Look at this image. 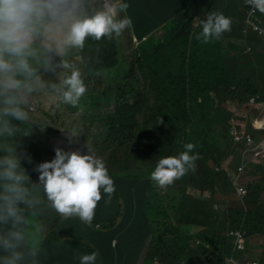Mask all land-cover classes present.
Here are the masks:
<instances>
[{
	"label": "trees",
	"instance_id": "1",
	"mask_svg": "<svg viewBox=\"0 0 264 264\" xmlns=\"http://www.w3.org/2000/svg\"><path fill=\"white\" fill-rule=\"evenodd\" d=\"M161 1L169 3V7L164 6L167 18L170 19L164 27L165 36L159 38L152 35L135 47L133 34L130 35L132 46L129 57L118 59L128 66L119 83L114 86L110 83L111 73L116 66L103 67L93 77L85 72L84 63L75 58V66L82 74L87 96L97 94L95 98H99L112 94L116 97L115 102L102 103L105 110L101 117L104 123L98 133L100 137L90 141L91 136L86 128H79V140L73 143L66 132L64 134L60 128L44 123L47 130L40 135L52 134L55 138V143L48 144L64 149L63 143L65 151H80L81 154L87 153L88 146L93 155L104 161L115 189L117 188L116 194L102 201L100 210H95L97 221L94 225L102 224L103 231L97 232L76 221H73L74 224H63L60 218L44 219L42 216L45 211L37 212L34 206L41 217L32 220V224H40L47 229L43 239L45 264H55L50 254V245L65 249L68 245L64 237L68 236L69 243L73 246L71 248L77 249V254L72 251L62 258L65 264H80V255L92 252L98 253L96 264H139L134 261L139 254L129 249L124 241L129 232L135 233L142 229L139 223L141 215L146 218L151 234L153 233L146 256L154 264H192L193 261H188L187 251L197 240L202 243L199 248L204 264H230L227 258L231 254L232 239L225 235L228 228L241 229L246 240L258 241V245L246 246L247 254L244 257L246 261L255 258L259 264H264V160L250 164V175L260 178L248 186L249 209L246 212L228 194L231 181L227 173L216 170V166L230 156H234L235 166L242 159L244 145L230 139V122L243 135L252 133L256 142L264 139V132L249 129L252 120L264 105V42L261 49L257 50L251 39H264L251 31L247 35L244 33L245 13L250 7L245 5L246 11L244 10V0L240 6H231L225 0H220V10L225 16L232 18L231 31L223 33L221 39L212 38L207 43L197 39L202 31L200 21L206 20L212 9L218 8V0ZM86 8L89 13L95 9L92 5H87ZM257 15L264 27V13ZM123 17L124 13L121 12L120 18ZM117 42L118 37L103 38L100 41L88 37L84 49H73V54L85 58L86 53L112 43L116 45ZM246 46L252 47L251 54L244 53ZM55 73L56 70H53V74ZM37 95L38 93L33 92L20 106L27 112V102ZM252 97H256L255 106L249 104ZM227 101L237 104L238 108L232 111L224 109L222 104ZM138 104L150 106L151 122L146 128L131 131L122 123L121 118L134 116ZM94 107L83 99L76 108L53 101L50 104L43 103L41 110L50 111L46 116L54 124H59L64 112L75 114ZM53 109L57 111L52 116ZM92 116L99 118L96 112H92ZM36 121L41 122L32 117L28 123L23 124V130L18 136L33 134V124ZM15 122L11 121L14 126ZM186 143L194 144L195 148L190 154L198 153L200 157L195 162V171L189 170L177 180L175 187L171 184V189L166 192L158 189L150 179L156 166L135 169L129 165L133 162L136 166L139 160L151 163L166 156H178L185 151ZM18 144L25 151H36L31 145L38 149L43 146L39 141L21 144L20 139L12 144V137L4 135L0 137V157L8 154L6 147H16ZM122 159L127 161L126 164L122 163ZM211 173L216 175L215 179L204 180L203 183L199 181L200 174L205 179ZM193 186L202 190L209 189L212 200L199 201L190 196L189 188ZM100 190L104 192L103 188ZM170 193L175 195L179 203V207L176 205L179 220L177 224L173 222L171 208L164 199V195ZM222 195L225 197L219 203ZM39 199L43 202L47 200ZM216 202L224 209L217 210ZM20 207L24 209L23 214L28 213L27 206ZM136 207L140 208L138 217L135 215ZM195 225L203 230L196 235L189 234ZM6 227L1 226V231ZM100 238H105L108 245H112L117 239L118 243L114 249L104 250L99 243ZM84 239L90 240L93 245H85ZM117 247H120L118 252L115 250ZM4 254L0 252V255Z\"/></svg>",
	"mask_w": 264,
	"mask_h": 264
},
{
	"label": "clouds",
	"instance_id": "2",
	"mask_svg": "<svg viewBox=\"0 0 264 264\" xmlns=\"http://www.w3.org/2000/svg\"><path fill=\"white\" fill-rule=\"evenodd\" d=\"M129 1L133 6L128 4ZM158 1L163 5L155 1L154 8H151L142 5L146 3L144 0H0V137L4 135L12 137V144L16 139H20L21 144L28 141L34 143L39 141L43 144L39 149L33 145L30 146L36 151L29 149L25 151L20 144L16 147H6L5 151L8 154L0 157V252L5 253L0 255V264H22L28 259L31 260V264H37L39 245L45 238L47 229L43 225L32 224L25 217V213L23 214L24 209L20 205L27 206L28 212L34 209V206L37 212L51 207L59 215L54 219L63 218V224H74L73 221H76L97 232L103 231L102 224L94 225L97 221L95 210H100L101 202L108 197L110 199L117 192L104 161L93 155L88 146L87 153L81 154L80 151H65L66 146L63 143L64 149L56 147L55 144H48V142L55 143L53 140L55 138H50L48 134L40 135L42 131H39L36 123L42 126L47 123L60 128L65 134L62 122L54 124L46 116V113L50 111L41 110V106L43 103L50 104L53 101H60L64 105L76 108L81 98L87 96L84 79L80 70L75 66V58L83 63L81 60L84 57L74 55L73 49L83 50L88 37L95 41H100L103 38L112 39L119 37L128 28L133 32L131 34H133L134 44L137 43V46L150 36L158 35L159 30L170 21L164 7L166 5L169 7V3ZM245 3L250 7L245 13L244 33L247 35L251 31L264 39V33L260 34L253 25L247 22L248 14L252 11L255 13L251 16L254 25L264 31V27L261 26L257 18V14L264 13V0H245ZM87 5H92L95 9L89 13ZM136 7L148 11L145 16L151 19V27L145 32L147 34L139 37L132 30L136 29L134 25L139 23V20L132 18V14L142 15L136 13ZM132 8L134 10L130 12ZM121 12L124 13L123 18H120ZM198 19L196 23H198ZM232 22V18L218 13L215 9V12L210 13L206 20L200 21L202 31L197 39H202L204 43L209 42L212 38L219 40L223 33L231 31ZM164 36L163 33L162 37ZM262 42L264 41L262 40ZM252 52L251 46L245 47V54ZM72 60L74 65L69 62ZM37 66L42 68L39 73ZM60 66L70 70V74H67L64 79L58 75ZM53 70H56L55 74H53ZM40 83L51 87L55 99L40 102L36 98L47 92L46 89L38 88ZM33 92L38 95L27 102L28 111L26 112L20 105L24 100L27 101L28 96ZM227 102L233 103L232 101ZM256 103V97L249 99L251 106H255ZM225 104L226 102L222 104V107L229 110V107H224ZM235 105L238 108V105ZM104 108L100 109L101 115ZM32 117L41 121L40 123L36 121L33 124L34 133H25L23 137L18 136L23 130V124L28 123ZM99 119L101 120V118ZM263 120L264 105L252 120L249 129L264 132ZM11 121H16L15 126ZM121 121L131 131L146 128L151 122L150 106L138 104L134 116H126L121 118ZM162 122L161 119L160 123ZM45 128L47 129L46 126ZM66 134L71 142H78L80 133L75 129ZM229 135L232 141L244 145V149L241 151L242 159L235 166L234 156H230L216 166V170L226 171L231 181V190L228 194L231 200L236 202L243 212H246L249 209L247 204L248 186L260 178L255 175L251 176L249 168L251 163L264 160V139L256 142L252 133L243 135V132L232 123L229 127ZM46 137L49 138L45 139ZM194 148V144L186 143L185 151L178 156H166L159 159L150 174V179L158 189L166 192L171 189V184L175 187L177 180L189 170L195 171V162L200 157L198 153L190 154ZM247 156H251L249 161L246 159ZM48 158L51 160L46 161ZM21 161H26L25 169L21 167ZM34 162L36 164H33ZM33 171L39 173L36 183H32L30 175L27 174ZM230 171L234 173L231 178ZM38 187L42 188L45 197L33 194V190ZM101 188L104 192L100 190ZM105 193L108 197L105 196ZM189 195L199 201L212 200L211 191L209 189L202 190L198 186L190 187ZM39 198L47 200L42 202ZM164 199L166 205L171 208L170 216L173 222L177 224L179 221L176 207L178 202L175 195L173 193L166 194ZM97 203L98 208L96 209ZM215 207L217 210L224 209L217 202ZM139 213L140 208L136 207L135 215L138 217ZM39 217L41 216L39 215ZM142 218H144V224L149 227L143 215L139 222ZM3 225L7 227L2 232L1 226ZM196 227L200 230L195 231ZM202 230V227L195 225L189 233L196 235ZM236 231L241 234L244 241L242 251L235 250L233 232ZM104 232L107 231L104 230ZM225 235L232 239V250L227 258L228 263L249 264L255 262L259 264L254 258L246 261L244 257V254H247L246 246L258 245V241L246 240L242 230L236 228H228ZM64 240L69 242L70 237H64ZM117 243V240L113 242L114 245ZM200 244H202L201 241L197 240L192 243L191 247H200ZM97 256V252L83 254L79 257L80 264H96ZM231 259L235 263H232Z\"/></svg>",
	"mask_w": 264,
	"mask_h": 264
},
{
	"label": "rangeland",
	"instance_id": "3",
	"mask_svg": "<svg viewBox=\"0 0 264 264\" xmlns=\"http://www.w3.org/2000/svg\"><path fill=\"white\" fill-rule=\"evenodd\" d=\"M154 2L148 1L144 4H142L144 7H151L154 8ZM243 0H225L226 4H230L231 6H240L242 4ZM245 5L248 6L245 3L244 0V10L245 9ZM218 8H214L212 9V12H215V9L218 13H224L222 12V10H220V6H221V1L218 0V4H217ZM208 8V7H207ZM134 8H132L130 10V12H133ZM153 12V11H152ZM136 13H141L142 15H136V14H132V18H134L135 20H139L136 26V29H132L134 30L135 34L137 37H139L140 35L143 36L148 29H150L151 27V19L147 16H145L146 13H148V11L144 10L143 8L140 7H136ZM206 13V10H205ZM145 16V19H144ZM165 31V28H162L159 30L158 35H156V37L161 38L163 36V33ZM131 31L125 29L122 34L118 37V42L116 43V45L114 43L109 44L103 48H100L98 50H94L91 52H88L85 54V58L82 59L81 61L84 63L85 65V72L88 74H92L91 76L95 77L96 73L99 69L103 68V67H108V66H116L115 69L112 71L111 73V78H110V83L112 82V85L114 86V84L119 83V80L121 79L124 71L126 70V68L128 67L127 64L119 62V60L125 59L129 57L130 54V49H131V36L132 35ZM251 43L257 48V50L261 49V45H263V42L261 39H257V38H252L251 39ZM135 47H137V43H135ZM252 59V58H250ZM80 62V60H78ZM71 64L74 65L73 60L69 61ZM35 63V62H34ZM38 67V73L42 70L41 67ZM70 74V70L68 69H64L63 67H59V77H61L62 79H64V77ZM59 85V84H58ZM57 85V86H58ZM38 88L42 89H46L47 92L45 94L40 95L39 97H36L37 99H39L40 102H48L51 99H55V94L54 91L51 90V87L49 85H44L41 84L38 86ZM83 99L85 100V102L90 105V106H95V108H90L89 110H80L79 112L75 113V114H71L68 112H64L61 114V121H62V126L65 129L66 133L70 132L71 130L75 129L76 131L79 128H86L87 132L90 133L91 135V140L94 141L96 138L100 137L98 135V133L101 131V126L103 125L104 121L99 118L102 117L100 109L102 107V103H109L111 102H115L116 101V97L112 94H109L105 97H99V98H95V95L92 96H83L81 98V100L83 101ZM224 107H229V110H235L237 108V106L234 103H229L226 102V104L224 105ZM57 109H53L51 110V115H55ZM92 112H96L99 114V118L97 116H92ZM41 116V115H40ZM231 124V123H229ZM36 127L38 129H40L39 131H42L44 134L46 133V128L45 126H42L38 123H36ZM48 136L50 138L52 137V134H48ZM49 137H46L45 139H48ZM94 141H93V145H94ZM229 158V157H228ZM240 158V156H239ZM227 159V158H226ZM247 161H249L251 159V156H247ZM51 160V158H48L49 161ZM41 162H43L44 160H40ZM229 161V159H228ZM126 160L122 159V163L126 164ZM158 162V159H155L154 161H152L151 163H146V162H142V160H139L137 165L135 166V163H130L129 165H131V168H135V169H141V168H154L156 166ZM33 164H36L35 162ZM21 167L23 169L26 168V161H21ZM232 167V164H231ZM233 168V167H232ZM222 173H226L225 170H221ZM30 175L31 177V181L32 183H36L38 181V176L39 173L36 171L27 173ZM233 171H230V178L231 176H233ZM203 174H200V179L199 181L203 183V181L205 180H213L216 178V175L211 173L210 177H207L205 179ZM230 184V183H229ZM29 187H31V185H29ZM221 191H224V189H222ZM33 194L34 195H41L42 197H45V194L42 190V188H36L33 190ZM105 196L108 197V195L105 193ZM224 195H222L220 197L219 203H221V201L224 199ZM109 198V197H108ZM120 203V202H119ZM178 207H179V203H177ZM98 208V203H97V207ZM187 209H185L186 212ZM45 214H44V218H53V217H57L59 216L51 207L49 209H45ZM25 217L32 222V220H37V218L39 217L38 213L34 210L31 209L28 213L24 214ZM187 216H185L186 218ZM60 220H62L61 222L63 223V218L59 217ZM78 218V217H75ZM142 226V229L140 231H137L135 233H131L129 232V234L127 235V239H125L124 242H126V244H128L129 247L133 248V251L137 254H139V256H135L134 261L139 262V264H154L151 262L149 256H146V252L147 249L150 245V241H151V237L153 236V233L151 234V229L146 226L144 224V218L141 219V221L139 222ZM40 225V224H37ZM195 231L200 230V228L196 227L194 229ZM183 232H185L184 229H182ZM190 234V233H189ZM83 240V239H82ZM261 242V241H260ZM84 243L87 246H92L93 243L91 244L90 240L88 239H84ZM143 251V252H142ZM257 252V251H256ZM142 253V254H141ZM186 254V253H185ZM187 254H189V259L188 261H193L192 264H204L205 260L202 258L201 256V251L199 246H192L189 251H187ZM81 256V255H80ZM255 259V258H254Z\"/></svg>",
	"mask_w": 264,
	"mask_h": 264
},
{
	"label": "crops",
	"instance_id": "4",
	"mask_svg": "<svg viewBox=\"0 0 264 264\" xmlns=\"http://www.w3.org/2000/svg\"><path fill=\"white\" fill-rule=\"evenodd\" d=\"M128 4L130 6H133L131 1H129ZM64 241L69 246V247L68 246L65 247V249L61 248L58 245H55V246L50 245V247H51L50 254H51L52 258L54 259L55 264H65L62 261V258L67 257L68 254L71 253L72 251H74L77 254V249L71 248L73 246L70 245V243L68 242V240H64ZM99 243L103 245V249L104 250H106L108 248H110V249H112V248L114 249L115 248V245L113 243H112V245H111V243L108 245L105 238H100ZM39 247H40V252H39V255L37 257V264H45V262H46V256H44V254H45L46 250H45V246H44L43 241L41 242V244L39 245ZM119 248L120 247H117L115 250H117V252H118L119 251ZM129 249H132L133 250V248H131V247H129ZM105 255L107 256L106 253H105ZM28 260L22 262V264H31V260L30 259H28ZM104 264H107V263L104 262Z\"/></svg>",
	"mask_w": 264,
	"mask_h": 264
},
{
	"label": "built area",
	"instance_id": "5",
	"mask_svg": "<svg viewBox=\"0 0 264 264\" xmlns=\"http://www.w3.org/2000/svg\"><path fill=\"white\" fill-rule=\"evenodd\" d=\"M255 13H252V11H250V13L248 14V18H247V22L251 25L254 26V29L259 31L260 34H263L264 31L262 29H260L258 26L254 25V21L251 19V16H253ZM233 236H235V250L237 251H242L243 250V247H244V241H243V238L241 236V234L236 231V232H233ZM232 263H235L233 261V259L230 260ZM249 264H257L255 262H250Z\"/></svg>",
	"mask_w": 264,
	"mask_h": 264
},
{
	"label": "bare ground",
	"instance_id": "6",
	"mask_svg": "<svg viewBox=\"0 0 264 264\" xmlns=\"http://www.w3.org/2000/svg\"><path fill=\"white\" fill-rule=\"evenodd\" d=\"M263 122H264V120H263Z\"/></svg>",
	"mask_w": 264,
	"mask_h": 264
}]
</instances>
